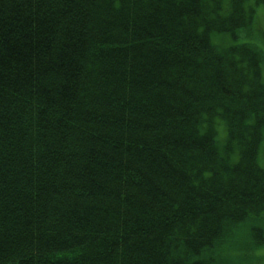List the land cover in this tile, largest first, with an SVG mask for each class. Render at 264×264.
I'll list each match as a JSON object with an SVG mask.
<instances>
[{
	"label": "trees",
	"instance_id": "16d2710c",
	"mask_svg": "<svg viewBox=\"0 0 264 264\" xmlns=\"http://www.w3.org/2000/svg\"><path fill=\"white\" fill-rule=\"evenodd\" d=\"M260 4L0 0V264H231L221 217L264 212Z\"/></svg>",
	"mask_w": 264,
	"mask_h": 264
},
{
	"label": "rangeland",
	"instance_id": "374dc122",
	"mask_svg": "<svg viewBox=\"0 0 264 264\" xmlns=\"http://www.w3.org/2000/svg\"><path fill=\"white\" fill-rule=\"evenodd\" d=\"M253 35L251 36H245V38H251L253 40H256L264 47V5L260 4L256 6V14H255V22L253 24V29L251 31ZM214 41L219 42L222 46H227L231 42V38L225 35H219L216 34L213 37ZM225 43H220L224 42ZM262 69V74L264 75V68ZM223 121L219 120L218 124L216 125V132H215V138L217 139V142L219 144V147L222 151L223 145L225 144L226 140L228 139V131L225 127ZM232 151L230 154L226 157L227 165L238 162L240 160V152L236 148H232ZM256 163L260 167L261 172L260 174L264 176V139L262 140L260 147L257 151V157H256ZM226 165V166H227ZM247 163V167H248ZM250 170V168H249ZM255 184H250L251 188L259 192L260 190L264 189V179L259 178L255 175H253ZM240 183V181H238ZM247 185V187H250ZM251 192V191H250ZM264 196V192L261 194V197ZM245 217V214L243 216H239L233 220L229 217L226 218L225 216H222V222H221V236L225 234L228 230V227L230 226L232 228V232L237 233L241 230L242 234L239 236L240 242L239 247H233L231 246V251L235 253V256L232 258H229V261L231 264H250V260H255L259 262L255 264H264V242H261L262 240L260 237H258L256 234H258L259 230H264V212H262L260 215H251L247 218H245L244 223L239 226V221L237 219L243 220ZM233 223V224H232ZM237 229V231H236ZM252 233V234H251ZM251 235L252 237L256 238V246H253L251 243ZM264 236V232H263ZM247 238V245H243L242 240ZM259 243V246H258ZM245 244V243H244ZM248 249V254L244 255L245 251ZM255 257V259H254ZM247 258V259H244Z\"/></svg>",
	"mask_w": 264,
	"mask_h": 264
},
{
	"label": "bare ground",
	"instance_id": "6f19581e",
	"mask_svg": "<svg viewBox=\"0 0 264 264\" xmlns=\"http://www.w3.org/2000/svg\"><path fill=\"white\" fill-rule=\"evenodd\" d=\"M215 212H217V214H218L220 211L219 212L218 211H215Z\"/></svg>",
	"mask_w": 264,
	"mask_h": 264
}]
</instances>
